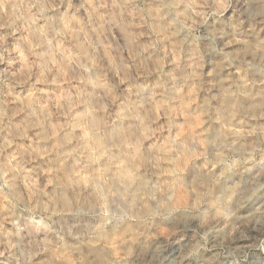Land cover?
I'll use <instances>...</instances> for the list:
<instances>
[{
    "label": "clouds",
    "instance_id": "clouds-1",
    "mask_svg": "<svg viewBox=\"0 0 264 264\" xmlns=\"http://www.w3.org/2000/svg\"><path fill=\"white\" fill-rule=\"evenodd\" d=\"M0 264H264V0H0Z\"/></svg>",
    "mask_w": 264,
    "mask_h": 264
}]
</instances>
